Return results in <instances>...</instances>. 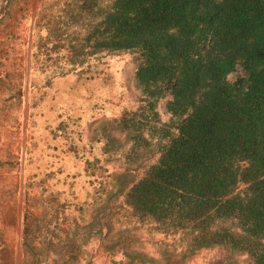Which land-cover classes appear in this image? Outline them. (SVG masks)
I'll return each mask as SVG.
<instances>
[{
  "label": "trees",
  "instance_id": "16d2710c",
  "mask_svg": "<svg viewBox=\"0 0 264 264\" xmlns=\"http://www.w3.org/2000/svg\"><path fill=\"white\" fill-rule=\"evenodd\" d=\"M37 20L32 65L52 74L134 58L138 104L101 130L123 133L133 168L155 154L123 197L139 224L178 232L169 264L201 248L264 264V0H44Z\"/></svg>",
  "mask_w": 264,
  "mask_h": 264
},
{
  "label": "rangeland",
  "instance_id": "374dc122",
  "mask_svg": "<svg viewBox=\"0 0 264 264\" xmlns=\"http://www.w3.org/2000/svg\"><path fill=\"white\" fill-rule=\"evenodd\" d=\"M42 1L0 0V264H169L182 247L178 232L139 224L123 197L155 154L133 168L129 141L112 130L116 140L107 138L100 124L138 104L136 62L107 54L63 74L32 65ZM103 199L110 215L95 231L89 224ZM223 258L221 249L201 248L180 264Z\"/></svg>",
  "mask_w": 264,
  "mask_h": 264
}]
</instances>
